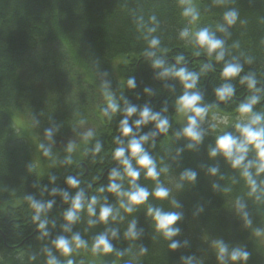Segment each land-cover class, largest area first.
Instances as JSON below:
<instances>
[{
    "label": "trees",
    "instance_id": "1",
    "mask_svg": "<svg viewBox=\"0 0 264 264\" xmlns=\"http://www.w3.org/2000/svg\"><path fill=\"white\" fill-rule=\"evenodd\" d=\"M190 13L188 0H0V264H264V0ZM117 58L100 126L38 176L17 109L57 151L87 79ZM197 110L230 121L202 132Z\"/></svg>",
    "mask_w": 264,
    "mask_h": 264
},
{
    "label": "rangeland",
    "instance_id": "2",
    "mask_svg": "<svg viewBox=\"0 0 264 264\" xmlns=\"http://www.w3.org/2000/svg\"><path fill=\"white\" fill-rule=\"evenodd\" d=\"M196 1L188 0L190 15L193 20ZM120 62L121 60L119 58L113 60V70L109 75L98 74L95 77L87 79L89 88L85 89L82 95H78L81 101V107L78 109L74 120L73 131L63 140L50 142V145L56 148L57 151H48L47 148L39 145L38 137L32 128L29 107L21 106L17 109L13 116V122L16 127L15 138H20L31 146L32 157L37 166L38 176H42L48 169L55 166L59 160L69 156L76 157L80 150L77 143L86 136L91 135L100 126L101 121L96 113V107L99 103L111 102V98L116 94L118 83L121 81L119 77ZM196 115L198 118L197 128L202 132H209L212 128L223 127L230 121V118L226 116L211 115L209 112L202 110H197ZM185 120V114H181L178 118L181 124ZM237 120L240 128L236 130L242 132L250 119L244 116L239 117ZM211 247L216 246L211 244ZM23 259L27 262L31 260H33L31 262H34V257L31 253L29 257L24 255Z\"/></svg>",
    "mask_w": 264,
    "mask_h": 264
},
{
    "label": "water",
    "instance_id": "3",
    "mask_svg": "<svg viewBox=\"0 0 264 264\" xmlns=\"http://www.w3.org/2000/svg\"><path fill=\"white\" fill-rule=\"evenodd\" d=\"M75 181H76V179H75Z\"/></svg>",
    "mask_w": 264,
    "mask_h": 264
}]
</instances>
